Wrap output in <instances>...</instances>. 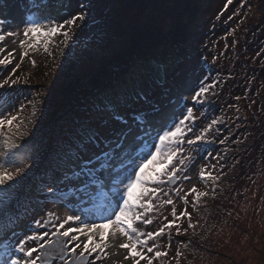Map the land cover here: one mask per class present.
Masks as SVG:
<instances>
[{
    "label": "rangeland",
    "instance_id": "obj_1",
    "mask_svg": "<svg viewBox=\"0 0 264 264\" xmlns=\"http://www.w3.org/2000/svg\"><path fill=\"white\" fill-rule=\"evenodd\" d=\"M258 1L66 0L59 4L52 0L33 7L29 0H0V19L6 21L0 31L21 33L0 42L6 49L0 58L15 50L12 64L0 66L4 68L0 80L20 63L23 49L19 40L25 39L22 19L43 18L47 24L48 18L62 22L81 12L86 17L78 22L67 48L59 45L61 36L53 38L52 56L37 42V50L29 49V57L16 71L20 83L0 89V112L4 115L16 113L23 105V117L30 118L29 101L36 102L37 113L28 124L29 135L19 141L27 145L26 156L8 165L10 169L27 166V171L12 202L15 225L8 231L1 226L6 221L0 220V252L32 232H48L51 239H57L52 233L69 215L81 217L69 222L74 227H81L82 222H102L96 218L108 215L107 205L114 195L112 182L79 191L80 181L60 183L59 178L78 167L81 158L106 150V142L115 147L123 141L124 149L146 151L139 137L154 142L158 130L179 119L187 107H194L196 130L221 118L209 134L215 142L198 149L184 145L185 155L193 156L194 162L175 185H166L165 191L172 190L177 214L186 207L197 227L180 236L175 228L166 231L158 238L160 250H165L169 235L171 249L167 257L153 264H176L175 253L183 243L189 247L181 248L180 264H264V0ZM190 4H194L192 9ZM179 35L177 45L163 47L165 39ZM207 84L215 87L204 103L194 104L192 95ZM116 114L124 122L115 120ZM93 137L98 147L89 142ZM236 160L240 163L235 164ZM201 166L220 176L215 199L211 198L212 182L207 181L206 187L198 176ZM50 184L55 195L46 190ZM192 187L210 192L201 198L198 211L193 210V196L188 197L186 206L175 194L176 188H181L183 195ZM98 203L97 212H92L91 206ZM154 203L157 211L149 213L153 223L145 226L137 222L141 231L155 232L168 222L165 216L173 219L172 206L160 208L158 201ZM82 209H87L86 215ZM49 211L59 219L54 217L46 226L36 228L35 221L43 223ZM177 223L181 229L188 228L186 217ZM86 241V236L80 237L79 242ZM122 242L125 240L119 235L109 239L113 245L107 249L109 257L96 264H133L124 259L127 250L118 247ZM153 243L149 241V246ZM16 255L22 257V253Z\"/></svg>",
    "mask_w": 264,
    "mask_h": 264
},
{
    "label": "snow or ice",
    "instance_id": "obj_2",
    "mask_svg": "<svg viewBox=\"0 0 264 264\" xmlns=\"http://www.w3.org/2000/svg\"><path fill=\"white\" fill-rule=\"evenodd\" d=\"M29 3L33 7H37L46 4L47 0H29ZM231 3L232 0H228V4ZM83 6L81 5V7ZM85 18L81 12L63 19L62 22L48 18L47 24L44 23L43 18L33 19L32 16H28L27 19H22L21 22L25 25L22 29V35L25 39L19 40V46L23 49L20 55V63L15 64L9 75L0 80V89L20 83V77L16 76V71L24 59L29 57V49L33 52L37 50L35 47L37 42L41 44L44 53L52 56L50 44L53 38L57 35L61 36L59 45L67 48L69 41L75 35V27L79 26L78 22L84 21ZM5 23L4 19H0V25ZM34 34H39V36ZM20 35L21 33L17 31H7L6 33L0 31V42H3L6 36L18 38ZM29 40L32 43H29ZM13 42L15 43V40ZM63 48L60 51L61 55H63ZM5 51L4 47H0V54ZM13 59H15V50L7 52V55L0 58V66L7 67L12 64ZM31 64L35 67V60H32ZM27 82L25 81V83ZM214 87V84L200 87L191 97L194 104L204 103L206 94ZM236 99L239 100L240 97H236ZM29 105L31 106L30 118L23 117L25 111L23 105L16 113L10 115H4L0 112V138H2V146H0V220H4L13 226L17 217L12 210V202L16 198L17 186L26 175L27 166H16L14 169H10L8 165L15 164L17 159H22L27 154V145L19 141H23L29 135L28 124L35 119L37 114L36 102L29 101ZM195 111L194 107H187L179 119L169 122L157 131L152 143H148L143 137H139L138 139L143 141L142 147L147 149L146 151L137 152L131 148L124 149L123 141L116 142L115 147H111L106 142V150L88 159L81 158L78 167L66 172L59 178V182L80 181L79 191H86L93 185L103 187L111 181L114 195L112 201L107 205L108 215L103 216L102 222L99 223L82 222L81 227H74L69 223L80 221V216H66L63 222L59 223L56 231L52 233L57 239H51L48 232L26 234L15 245L6 246L0 252V264H37L38 261L40 264H52L57 259L62 264H85L88 257L93 256V254L96 255L94 259L88 261V264H96L97 260L109 257L107 249L113 246L109 243V239L115 238L117 235L125 240L118 245L120 249L127 250L124 259H131L133 264H140L141 260L146 261V264H153L154 260L167 257L172 244L171 235H169L165 250H160L158 238L162 237L166 231L170 233L173 228H175L177 236L187 235L188 229L194 230L197 225L192 222V216L186 207L179 215L177 214L175 203L170 195L172 190L165 191V186L174 183L179 175L186 172L189 165L194 162L193 156L185 155L184 145H187L189 149H198L201 145L214 143L215 141L210 139L209 134L212 133L214 126L221 122V118L217 117L196 130L197 116ZM113 118L124 122L123 117L118 114L114 115ZM226 139H221L219 143L224 144ZM89 142L94 144L95 138H90ZM236 143H241V141L237 140ZM94 146L98 147L99 145L94 144ZM209 155L211 154L209 153ZM239 163V160L235 161V164ZM235 164L232 165V168L235 167ZM157 165L160 167L157 168ZM231 170L229 168V171ZM198 176L206 187L207 181L212 182L214 186L210 189L211 198L215 199V185L220 180V176L213 175L205 166L199 168ZM184 179H190V177L184 176ZM46 190L55 195L56 189L51 184L47 186ZM181 191V188H176L175 194L186 206L189 203L188 197H194L192 201L194 211L199 210L198 205L201 198L210 195L209 191H198L196 187H192L183 195H181ZM162 197L167 198L162 199ZM154 201L159 202L160 208L165 205L172 206L171 216L173 219L169 221L168 217L165 216L164 220L168 222L155 232L141 231L136 226L137 222L145 226L153 223L149 213L157 211L158 205ZM228 215L231 216V213ZM47 217L43 223L36 220L35 227L46 226L55 217V214L49 211ZM185 217L188 220V228L181 229L177 221ZM55 218L59 219V217ZM65 225L69 226L66 228ZM193 235H195L194 231ZM81 236H86L87 241L79 242ZM46 237H48L47 240ZM95 237H99V239L97 240ZM149 241L154 243L149 246ZM188 247L189 243L179 244L174 257L176 264H180V258L184 255L181 248L186 249ZM16 253H22V257L17 256ZM34 253L38 254L34 256ZM149 253L152 255H148Z\"/></svg>",
    "mask_w": 264,
    "mask_h": 264
},
{
    "label": "trees",
    "instance_id": "obj_3",
    "mask_svg": "<svg viewBox=\"0 0 264 264\" xmlns=\"http://www.w3.org/2000/svg\"><path fill=\"white\" fill-rule=\"evenodd\" d=\"M258 1V0H257ZM52 0H47V3H51ZM54 2V1H53ZM259 2V1H258ZM55 3H59V4H66V0H55ZM194 7V4H190L189 8L192 9ZM189 9V10H190ZM175 38L172 40L173 36H170L169 39H165V46L163 47H169L171 44L175 43V45H177V37L180 38V35L179 36H174ZM172 40V41H171ZM164 42L160 45V47L164 44ZM256 68V67H255ZM254 75L257 77L258 76V72H254ZM46 174V173H45ZM43 174V175H45ZM46 177H48V174L45 175ZM26 193H28L27 191H25Z\"/></svg>",
    "mask_w": 264,
    "mask_h": 264
},
{
    "label": "water",
    "instance_id": "obj_4",
    "mask_svg": "<svg viewBox=\"0 0 264 264\" xmlns=\"http://www.w3.org/2000/svg\"><path fill=\"white\" fill-rule=\"evenodd\" d=\"M3 70H4V68H3V67H1V68H0V74L2 73V71H3ZM176 183H177V180H176L174 183H172V184H169V185H171V186H172V185H175ZM70 258H74V257H70ZM58 264H62V262L59 260V261H58ZM85 264H86V262H85Z\"/></svg>",
    "mask_w": 264,
    "mask_h": 264
}]
</instances>
